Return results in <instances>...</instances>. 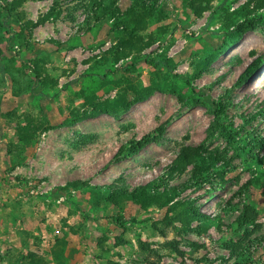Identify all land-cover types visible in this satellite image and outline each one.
I'll return each instance as SVG.
<instances>
[{"label":"rangeland","instance_id":"obj_1","mask_svg":"<svg viewBox=\"0 0 264 264\" xmlns=\"http://www.w3.org/2000/svg\"><path fill=\"white\" fill-rule=\"evenodd\" d=\"M97 1L0 0V264H264L259 0H160L139 38Z\"/></svg>","mask_w":264,"mask_h":264},{"label":"trees","instance_id":"obj_2","mask_svg":"<svg viewBox=\"0 0 264 264\" xmlns=\"http://www.w3.org/2000/svg\"><path fill=\"white\" fill-rule=\"evenodd\" d=\"M159 1L160 0H133L131 7L128 9L127 13H125L124 17L116 22L118 23V28H121V30L125 31L127 35L130 34L137 35V38H139V32L143 28L145 29L150 19L158 15ZM117 2L118 0H98L96 3V8L98 10H102L104 14L109 16L112 13L113 5L116 4ZM257 8H264V0H259V4L257 5ZM258 22L259 21L257 19H253L251 21H244L235 27L234 33H236L239 36H242L248 30L255 28ZM221 52L222 51L217 52L209 59L207 58L206 65H212L217 59H219V57L221 56ZM252 73H254V64L249 65L240 78L245 79L248 75ZM224 110L225 107L222 105L220 111L223 112ZM144 145H145L144 142H139L137 146L135 145L133 147V149L139 150ZM202 158L203 157L200 148L199 149L185 148L183 151H181L175 163L170 167V177H173V175L177 171H183L186 168V166L190 164L195 165V170H194L195 174L199 175L200 177H203L205 172L208 171V167L211 165V163H208L206 165ZM162 181H164L163 177L158 178L148 183L147 185L139 187L138 189H135L132 193V198L137 201H141L142 199H144L145 201L148 200L151 201V199L154 197L152 196L151 191L153 192V194H158L157 190L159 189V185L163 184ZM166 192L167 193H164L166 196L165 195L164 196L168 200L167 203H172L174 200L173 195H171L168 190ZM175 204L177 203H173L169 209H173L175 206H177ZM196 214L198 216L197 212ZM254 219H255L254 211H252L251 208H248V210L241 216L239 223L240 225H245L252 222ZM32 264H41V262L33 261Z\"/></svg>","mask_w":264,"mask_h":264}]
</instances>
